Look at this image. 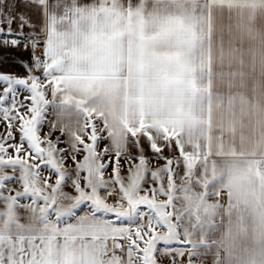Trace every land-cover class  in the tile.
Masks as SVG:
<instances>
[{
	"label": "snow or ice",
	"instance_id": "1",
	"mask_svg": "<svg viewBox=\"0 0 264 264\" xmlns=\"http://www.w3.org/2000/svg\"><path fill=\"white\" fill-rule=\"evenodd\" d=\"M238 6L0 0V48L28 55L25 76L0 74V264H193L213 249V264H264V191L255 204L236 159L254 138L264 148V87L252 104L257 62L224 47ZM205 40L206 124L161 103Z\"/></svg>",
	"mask_w": 264,
	"mask_h": 264
},
{
	"label": "crops",
	"instance_id": "2",
	"mask_svg": "<svg viewBox=\"0 0 264 264\" xmlns=\"http://www.w3.org/2000/svg\"><path fill=\"white\" fill-rule=\"evenodd\" d=\"M19 4L20 0H16ZM221 13H217V22ZM224 25V47H229V40L232 39L236 48L243 49L245 58L249 65L255 58L257 62V70L252 80L249 81L248 99L252 104L256 103L257 94L260 87H264V76L259 73V58L264 53V7L259 5L258 0H239V6L235 7L231 12L224 9L223 13ZM16 25H13L15 28ZM220 35L214 33L213 60L218 58L220 48ZM201 52L207 55V41L205 40L203 47L198 45L196 57V69L190 66L174 65L171 69L174 75V87L165 99L161 101L166 111H172L183 116V118L192 120L203 117L205 124L207 123L208 113L211 110L213 116L217 110L216 90L213 89L211 100L208 94L202 89L207 86V74L199 70V58ZM28 56V55H27ZM255 90V91H254ZM227 103V100L225 101ZM238 103V102H237ZM255 138L250 140L242 149L243 155L236 157L242 169L246 170L244 183L246 187L255 189L252 197L255 204L261 202V192L264 191L261 185L264 184V148L257 147ZM239 147V145H238ZM250 168V174L247 170ZM215 223L220 227L219 231L211 234V239H219L223 231L222 217H217ZM210 240V239H209ZM215 249L212 251L211 259ZM221 259L223 253L221 252Z\"/></svg>",
	"mask_w": 264,
	"mask_h": 264
},
{
	"label": "rangeland",
	"instance_id": "3",
	"mask_svg": "<svg viewBox=\"0 0 264 264\" xmlns=\"http://www.w3.org/2000/svg\"><path fill=\"white\" fill-rule=\"evenodd\" d=\"M28 60V56L27 54L23 51V49H21L20 51H15L14 49H4V48H0V74H10L12 76L15 77H23L25 76V71L23 68L20 67V62L21 61H27ZM23 98V97H21ZM50 98V97H49ZM51 118V117H49ZM3 125H0V132H3ZM49 131V129L47 127L43 128V131L40 133L41 136L43 137L47 132ZM60 134L58 132L53 133V140H55L56 136H59ZM61 148L64 147L63 144L60 145ZM101 148L104 147V143H101L100 145ZM163 162L161 161L160 163H157L155 161L152 162L151 167L152 168H156L159 167L160 164H162ZM111 172V169H109V174ZM107 178V176H106ZM9 186L11 187H17L15 181H9L7 182ZM70 191V189H68ZM210 241L211 239V235L209 236ZM207 255H209L211 257L212 252L208 253ZM208 257H203L200 260H196L193 262V264H213L211 259H207Z\"/></svg>",
	"mask_w": 264,
	"mask_h": 264
},
{
	"label": "built area",
	"instance_id": "4",
	"mask_svg": "<svg viewBox=\"0 0 264 264\" xmlns=\"http://www.w3.org/2000/svg\"><path fill=\"white\" fill-rule=\"evenodd\" d=\"M14 50L17 52V51H20L21 49H14Z\"/></svg>",
	"mask_w": 264,
	"mask_h": 264
}]
</instances>
